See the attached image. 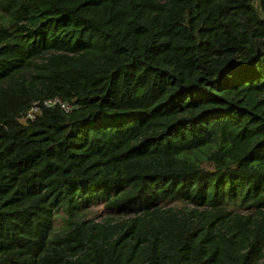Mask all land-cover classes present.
Returning <instances> with one entry per match:
<instances>
[{
    "label": "trees",
    "instance_id": "trees-1",
    "mask_svg": "<svg viewBox=\"0 0 264 264\" xmlns=\"http://www.w3.org/2000/svg\"><path fill=\"white\" fill-rule=\"evenodd\" d=\"M0 264H264V0H0Z\"/></svg>",
    "mask_w": 264,
    "mask_h": 264
},
{
    "label": "rangeland",
    "instance_id": "rangeland-1",
    "mask_svg": "<svg viewBox=\"0 0 264 264\" xmlns=\"http://www.w3.org/2000/svg\"><path fill=\"white\" fill-rule=\"evenodd\" d=\"M62 215H63V212L60 209L55 213V216L53 219L54 228H59L60 225L62 224V221H61ZM80 215L87 217V218H93L95 220H101L102 218L107 216L99 202H94L89 207L85 208L84 210L82 209L80 211Z\"/></svg>",
    "mask_w": 264,
    "mask_h": 264
},
{
    "label": "built area",
    "instance_id": "built-area-1",
    "mask_svg": "<svg viewBox=\"0 0 264 264\" xmlns=\"http://www.w3.org/2000/svg\"><path fill=\"white\" fill-rule=\"evenodd\" d=\"M55 102L59 103L60 106H62L64 109H69V107H70L69 104L63 103L58 97H52V98L42 100V104H44V105H50V104H53ZM39 104H40V101H38V100L33 101L28 106V108L26 109L24 116H26L28 118H33L35 115V112L38 110Z\"/></svg>",
    "mask_w": 264,
    "mask_h": 264
}]
</instances>
